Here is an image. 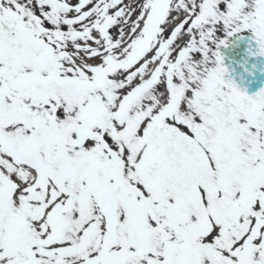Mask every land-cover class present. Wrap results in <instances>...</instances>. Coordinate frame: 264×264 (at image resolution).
<instances>
[{
  "label": "snow or ice",
  "instance_id": "6c2138e0",
  "mask_svg": "<svg viewBox=\"0 0 264 264\" xmlns=\"http://www.w3.org/2000/svg\"><path fill=\"white\" fill-rule=\"evenodd\" d=\"M0 264H264V0H0Z\"/></svg>",
  "mask_w": 264,
  "mask_h": 264
}]
</instances>
